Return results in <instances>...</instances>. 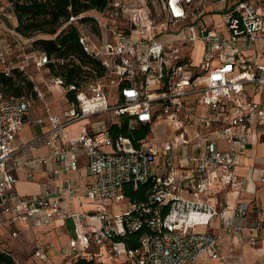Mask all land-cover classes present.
I'll return each instance as SVG.
<instances>
[{"label":"built area","instance_id":"1","mask_svg":"<svg viewBox=\"0 0 264 264\" xmlns=\"http://www.w3.org/2000/svg\"><path fill=\"white\" fill-rule=\"evenodd\" d=\"M205 1L173 0V4L182 2L189 7L193 2ZM114 3L113 0V6ZM177 8L178 12H173L174 16L168 20L170 23L181 21L188 14L197 17L188 12L184 15V10ZM98 13L114 14L116 8ZM81 17L82 14L70 18L61 28L67 24L77 26L83 51L100 60L105 71L100 76L83 66L88 71L87 78L79 86H66L63 77L51 73V67L78 60L73 55L52 57L37 48L35 40L48 36L20 34L10 4L0 2V75L9 77L18 72L32 86L31 93L18 96L6 95L0 89V222L32 229L62 215L56 199L41 194L16 197L13 193L17 154L41 143L49 149L40 158L45 164L69 158L68 168L74 170L77 152L84 153L91 177L86 197L99 205L94 213L99 227L88 225L89 213L68 215L76 234L70 241L72 259L93 255L89 251L91 246L104 245L123 257L119 264H195L203 254L212 259L220 257L224 241L230 244L231 253L238 240H246L258 250L264 220L257 219L252 224L238 222L247 215V203L235 201L229 207L224 202L202 199L200 194L208 190L211 174L230 186L235 185L237 194L248 176L256 175L264 184V165L245 164L246 175L240 179L235 170L236 151L232 147L219 150L209 138L211 133L223 134L230 127L238 130L236 134H226L230 143L235 138H244L249 130L264 132V0H233L218 22L207 24L199 16L198 22L186 24L179 35L165 40L155 38L151 32L154 27L146 20V44L141 46L140 41L117 28H107L110 37L105 38L100 30L106 27L105 21L93 15L101 34V43L96 44L81 31L84 24L79 22ZM132 21L136 24L135 17ZM196 41L206 45V52L200 63L193 64L189 56L181 55L176 42ZM129 45L135 47L132 58L125 54ZM215 59L217 62L213 64ZM122 81L126 82L121 90L122 102L115 99L116 103L110 104L106 88H115ZM51 85L62 90L64 99L68 89L76 92V104L70 103L62 117L49 112ZM36 102L43 113L36 121L46 120L47 128L31 140L14 145ZM197 108L205 111L197 113ZM110 110L116 115L131 116L133 124H149L151 129L159 120L175 125L177 143L165 140L159 147H153L148 136L138 146L125 137L113 140L104 121L95 131L82 128L74 137L65 131L71 121ZM191 120L194 122L190 123ZM191 124L195 127L193 138L186 132ZM64 138L67 140L62 143ZM187 145L202 152H180ZM145 182L152 183L149 202L127 201L123 185L130 183L137 188ZM182 190L190 196H183ZM120 202L127 203L123 211L110 210L112 204ZM214 220L220 222V232L196 230ZM137 231L139 245L134 249L110 241L113 235ZM17 234L16 230L11 232L12 236ZM0 248L3 249L1 244ZM36 252L46 259L42 250Z\"/></svg>","mask_w":264,"mask_h":264},{"label":"crops","instance_id":"2","mask_svg":"<svg viewBox=\"0 0 264 264\" xmlns=\"http://www.w3.org/2000/svg\"><path fill=\"white\" fill-rule=\"evenodd\" d=\"M3 1L1 0V2ZM210 16L214 18V14ZM58 102L59 99L48 96V108L49 105L51 107L49 108V112L62 117L64 109H60L59 112L52 109V105ZM65 104L68 103L65 101ZM204 111L203 108H197V113ZM42 115L43 113L39 108V104L36 102L34 109L28 116V123L23 126L25 129H28V136L23 137L20 131L14 141V145L31 140L47 128L48 122L46 120H43L41 123L36 121ZM86 118L76 119L65 126V131L69 133V136H77L82 128L93 131L90 127L86 128L89 123L85 126L79 124L80 121ZM192 122L194 121L191 120L190 123ZM186 132L188 137L193 138L195 135L194 125H187ZM237 132V129L230 127L223 134L211 133L209 138L219 150L227 151L232 147L236 151L238 165L235 170L239 178L243 179L246 175L245 164L253 166L264 165V132L249 130L244 138H235L230 143L226 139V134H236ZM66 140L64 138L62 143H65ZM218 141L221 143L220 145ZM180 152L183 154L192 152L200 153L202 149L198 150L191 145H187L181 148ZM48 153V147L38 143L33 149L22 150L15 158L18 165L14 170V174L17 177L13 189L14 195L16 197H25L41 194L48 198L58 200L62 210V215L56 220L33 227L32 229H25L19 224L0 222V244L4 249L10 251L11 254H15L18 264L19 262L21 264H71L73 259L70 255V241L76 237L72 220L68 216L71 212L89 213L91 216L87 219L88 225L100 226V222L94 214L99 208L98 203L89 199L86 195L83 196L80 194V192L86 191L87 184L91 180L86 169V157L84 153L81 151L77 152V168L74 170L68 168L66 161L69 158L48 162L46 164L42 163L40 158L45 157ZM54 170H57V172L54 173ZM17 184L19 191L16 189ZM180 193L183 196H190V193L186 190H182ZM200 196L202 199L211 202H224L229 207L233 206L235 201L247 203V215L244 219L238 220V222L252 224L257 219L264 220V184L256 179V175L248 176L243 189L237 194L235 185L230 186L224 183L219 177L211 174L209 188L202 192ZM82 203H84V209L87 211L78 209V204ZM199 227L202 228L199 231H221V224L217 220L212 221L208 226ZM13 230L18 231L16 236L11 235ZM87 230L88 226L84 228L85 232ZM93 248L99 249V254L94 252L93 255L105 264H119L122 261L118 257L113 258L109 254V251L104 250V246H91L89 249L91 253ZM229 249L230 244L224 241L222 242L220 257L212 259L206 254H203L196 259L195 264H264V231L259 233L258 250L246 240H238L233 253ZM37 250L44 252L46 255L45 260L40 258L36 252ZM100 254L105 259L97 257Z\"/></svg>","mask_w":264,"mask_h":264},{"label":"trees","instance_id":"3","mask_svg":"<svg viewBox=\"0 0 264 264\" xmlns=\"http://www.w3.org/2000/svg\"><path fill=\"white\" fill-rule=\"evenodd\" d=\"M10 4L16 18V30L24 35H46L39 37L34 44L37 48L45 51L52 57H66L73 55L78 63L51 67V73L61 76L66 86L70 84L80 85L88 76V71L83 68L87 66L95 70L98 75H103L105 67L100 60L88 56L79 43L80 31L77 26L67 24L61 25L74 16L82 14L80 23L92 24L97 30L96 20L92 12H104L113 9V0H4ZM150 1V0H147ZM173 1V0H172ZM126 85L125 81L115 87L116 102H122L121 90ZM31 83L20 73L14 72L9 77L0 75V89L6 95H22L23 92L31 91ZM74 90H67L64 97L68 104H76ZM115 102V103H116ZM112 121H105L108 134L113 140L118 137L128 138L133 146H138L151 131L149 124L131 122L132 117L127 114L116 115ZM122 192L127 201L149 202L152 194V183L145 182L134 188L130 183L123 185ZM139 232H125L113 235L111 242H122L127 249H134L139 245ZM110 243V242H108ZM110 245V244H109ZM0 264H18L16 259L6 249L0 248ZM71 264H105L94 255L78 256Z\"/></svg>","mask_w":264,"mask_h":264},{"label":"rangeland","instance_id":"4","mask_svg":"<svg viewBox=\"0 0 264 264\" xmlns=\"http://www.w3.org/2000/svg\"><path fill=\"white\" fill-rule=\"evenodd\" d=\"M1 2V0H0ZM114 6L116 8V13H105L104 15H100L101 13L98 12H92L93 15L98 16L101 18V20L105 21L106 27L100 29L103 31V34L105 35V38H109V29H115L121 30L131 37H133L137 42L140 41L141 45L146 44V30L148 23L147 21H150L152 24L153 31L152 34L155 36V38L160 40H165L168 38H173L174 36L179 35V31L186 25L190 24L192 22H198L197 17H204V21L207 24H211L213 22H218L220 20L221 15L229 8V6L233 3V0H224V1H213V0H206L205 2H193L192 5L189 7L187 6V3H176L177 7H181L184 11V15L186 12L188 13H194L197 15V19L193 18V15L188 14L187 17L181 18L180 20H177L175 23H170L168 20L173 15V12H176L173 8L172 0H114ZM171 2V4H170ZM174 3V2H173ZM175 5V4H174ZM175 5V7H176ZM176 7V8H177ZM178 9V8H177ZM173 10V11H172ZM214 14V18H211L210 15ZM136 18V24L133 23L132 18ZM146 17V19L144 18ZM93 25L88 24H82L80 26V29L82 32L89 35L91 40L95 42L96 44L101 43V34L100 30L97 27V30L93 29ZM109 28V29H107ZM219 33H221V30H218ZM226 36V34H224ZM143 42V43H142ZM179 47H181V55H187L191 58L193 64L200 63L202 61V56L206 52V45L201 41L196 42H185L182 44V42H176ZM128 51L125 53L127 57L132 58L135 54V47L134 45L128 46ZM140 48V47H139ZM217 62V59L213 60V64ZM197 69L198 68H193ZM192 69V70H193ZM36 74V73H35ZM106 94L109 95V103L114 104L116 95H115V88L114 87H107L105 90ZM31 93V91L23 92L22 95H27ZM34 94H32L33 96ZM50 96L53 98L59 99V104H53L52 109L54 111L59 112L60 109H65L68 107V104H65V101L63 99V93L62 90L57 85H51V92ZM49 108L50 105H49ZM115 119L114 112L108 111L106 113H103L99 116H90L86 118L83 121H80V125L85 126L87 123L89 125L86 126L90 127L95 131L99 124L101 122L105 121H112ZM91 131V130H90ZM21 135L23 137L28 136V129H25L24 127L21 129ZM177 137H178V131L176 129L175 125L168 124L163 120H159L155 122L152 126V129L150 133L148 134V141H151L153 143V147H159L165 140H171L174 143H177ZM218 144L221 143L218 141ZM17 191H19L18 184L16 185ZM83 196L86 195V191L80 192ZM97 206V205H96ZM127 207L126 202H120L118 204H112L110 206V210L112 211H123ZM78 209L87 211L84 209V203L78 204ZM197 230H201L202 228H196ZM105 249L109 251V254L114 257H118L123 259V257L115 254L113 252V249H108L104 245ZM103 250V249H102ZM105 251V252H107ZM99 254V249L93 248L92 253ZM13 257L17 259L15 254H13ZM97 257L103 258V255L100 254ZM105 259V258H103ZM21 264V262H19ZM115 264V263H114ZM118 264V263H117Z\"/></svg>","mask_w":264,"mask_h":264},{"label":"bare ground","instance_id":"5","mask_svg":"<svg viewBox=\"0 0 264 264\" xmlns=\"http://www.w3.org/2000/svg\"><path fill=\"white\" fill-rule=\"evenodd\" d=\"M172 4H173V2H172ZM173 9H174L176 12H178V9L175 7L174 4H173Z\"/></svg>","mask_w":264,"mask_h":264}]
</instances>
